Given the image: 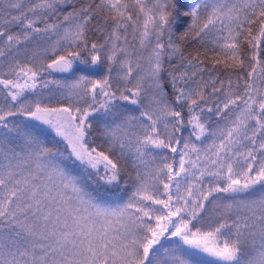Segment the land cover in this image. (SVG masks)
<instances>
[{
	"label": "snow or ice",
	"instance_id": "snow-or-ice-1",
	"mask_svg": "<svg viewBox=\"0 0 264 264\" xmlns=\"http://www.w3.org/2000/svg\"><path fill=\"white\" fill-rule=\"evenodd\" d=\"M0 264H264V0H0Z\"/></svg>",
	"mask_w": 264,
	"mask_h": 264
}]
</instances>
